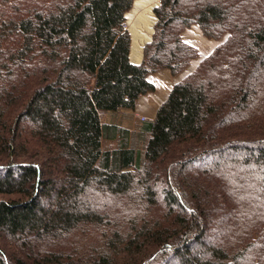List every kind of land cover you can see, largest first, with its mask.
<instances>
[{
  "label": "trees",
  "instance_id": "16d2710c",
  "mask_svg": "<svg viewBox=\"0 0 264 264\" xmlns=\"http://www.w3.org/2000/svg\"><path fill=\"white\" fill-rule=\"evenodd\" d=\"M135 1L0 0V264H264V0H161L140 64Z\"/></svg>",
  "mask_w": 264,
  "mask_h": 264
},
{
  "label": "crops",
  "instance_id": "0c3cea01",
  "mask_svg": "<svg viewBox=\"0 0 264 264\" xmlns=\"http://www.w3.org/2000/svg\"><path fill=\"white\" fill-rule=\"evenodd\" d=\"M160 1L161 0H136L133 4L132 9L126 15L127 19H129L130 17L134 18L135 16V19H137L139 22H141V24H143V23H146L149 17H153L154 23H155L154 8L160 4ZM139 4L140 5L146 4V5H143L144 7H142L141 10H138L139 11L138 12L136 11V8H137V5ZM136 13H137V16H136ZM137 27L138 28L140 27L142 36L141 35L138 36L135 32H132L131 30L129 31V28L126 23V28L128 29L131 35L130 60L134 64H140L142 62L143 54L142 52L141 53L138 52V49L140 47L141 50L143 51L144 45L147 42L151 41L152 34H153L151 31V33L147 35L149 36L148 40L140 41L144 37L143 32H142L143 28H142V25L140 26V24ZM183 35L186 39L193 42L199 48L200 56H202V58L210 55L212 51L214 50V48L216 47V43L204 37L200 28L197 25H193L190 28H188L183 33ZM181 75L172 77L170 73L168 72L150 75L149 80L156 85V91L154 93L143 96L139 100L138 107L135 111L136 114H139L142 117H144L146 119L145 121L149 119L147 115L153 114L154 115L152 118L153 120L160 105L168 98L174 84L179 82L186 76V75H183V76Z\"/></svg>",
  "mask_w": 264,
  "mask_h": 264
},
{
  "label": "rangeland",
  "instance_id": "374dc122",
  "mask_svg": "<svg viewBox=\"0 0 264 264\" xmlns=\"http://www.w3.org/2000/svg\"><path fill=\"white\" fill-rule=\"evenodd\" d=\"M143 5H146V4H143ZM143 5H140V4L137 5L136 11L141 10L142 7H144ZM137 13H136V16H137ZM128 18H129V16H128ZM134 19H135V16H134V18L130 17L126 21L127 26L129 28V31L131 30L132 32H135L138 36H140L141 35V31L140 30L141 29H140V27L139 28L137 27L140 24V26L142 25V28H143L142 32H143V36H144L140 41L148 40L149 36H147V35L149 33H151V31L154 34V26H155V23L157 21L156 16H155V23H154V18L153 17H149V19L146 21V23H143V24H141V22H139L137 19H135V20ZM132 21H133V23H132ZM144 33H145V35H144ZM153 34H152V37H153ZM183 37H184V35H183ZM151 40H152V38H151ZM186 41L189 42L191 45H194L195 47H197L190 40L186 39ZM149 42H151V41H149ZM149 42H147L146 44H148ZM145 45H144V47H145ZM144 47H143V51L141 50L140 47L138 49V52H140V53L142 52L143 56H144ZM198 50H199V48H198ZM204 58H202V56H200V51H199L198 58L195 59L191 63V65L188 67V69L186 71L181 73L182 75L181 74L180 75L181 76L187 75L188 73L193 71V69ZM157 74H160V73H157ZM147 116H148L149 119L147 121H145L146 119L144 117H142L141 115L136 114V112L134 113V115H132V113L130 111H121V112H118V113L105 114L102 119L104 121H106V122L118 124V125H121L124 128L129 129L130 133H131V143H132V145H134L136 147V149H138L140 151V150L144 149L145 142H146L147 136H148V133H147L148 126H149V123L152 121V118H153L154 115L152 114V115H147Z\"/></svg>",
  "mask_w": 264,
  "mask_h": 264
}]
</instances>
